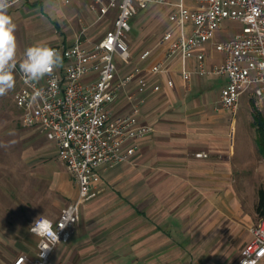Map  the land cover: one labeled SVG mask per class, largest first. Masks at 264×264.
Wrapping results in <instances>:
<instances>
[{
	"label": "crops",
	"instance_id": "crops-1",
	"mask_svg": "<svg viewBox=\"0 0 264 264\" xmlns=\"http://www.w3.org/2000/svg\"><path fill=\"white\" fill-rule=\"evenodd\" d=\"M42 1L21 0L8 14L13 19L17 13L27 25L44 29L50 36L40 43L48 46L70 44L80 28L95 18L90 11L91 0H58L64 6L72 5L73 11L68 12L63 32H48L39 19L16 10L23 3L41 8ZM154 7L164 9V31L169 26V8L152 5L132 20L137 21ZM102 28L94 34L101 33ZM161 34L144 67L163 60L167 45H160ZM201 50L208 66L223 61L224 55L215 51L212 43H206ZM23 56L16 62H21ZM133 63L130 58L127 64H118L119 73L137 64L138 57ZM195 63L194 56H175L164 61L161 74L148 76L149 82L157 81L161 89L146 93L138 116L142 123L153 127V132L139 142L129 160L100 169V191L81 205L69 240L53 248L49 264H220L229 258L228 251L235 244L243 243L242 249L250 240L248 228L256 216L259 188L241 176V153L233 143L234 118L219 105L227 78L199 75L194 72ZM186 70L192 71L187 83L182 79ZM167 80L172 81L171 87H167ZM18 87L16 76L14 93ZM134 90L132 84L121 93L112 105L116 113L130 110L126 95ZM17 118L19 121L18 114ZM46 148L44 145L40 150L44 152ZM199 152L206 156L197 157ZM58 166L48 164L54 186L60 190L63 203L65 199L71 202L77 196V187H70L74 177ZM246 194L251 197L247 206L243 205ZM69 202L49 219L54 221ZM258 264H264V258Z\"/></svg>",
	"mask_w": 264,
	"mask_h": 264
},
{
	"label": "built area",
	"instance_id": "built-area-1",
	"mask_svg": "<svg viewBox=\"0 0 264 264\" xmlns=\"http://www.w3.org/2000/svg\"><path fill=\"white\" fill-rule=\"evenodd\" d=\"M152 5L171 10L169 26L159 42L167 45L163 60L144 67L142 64L154 53L153 48H146L139 53L138 63L120 74L118 61L127 64L131 58L127 41L131 19ZM90 11L94 20L84 24L70 44L50 46L62 56V64L51 76L26 83L19 64L15 70L19 87L13 101L20 125L37 129L54 146L57 158L74 177L77 196L54 221L38 217L50 222L58 240L53 242L46 233L31 232L36 218L29 228L37 237L35 258L19 254L10 264H49L53 248L69 240L81 205L100 191V169L129 160L139 142L153 132L151 125L139 120V109L147 92L160 91V84L149 82L148 76L161 74L167 59L194 56L195 73L226 76L219 105L232 115L243 94L264 101V0H91ZM225 20L238 21L243 27L217 42L216 33ZM99 25L104 28L94 34ZM206 43H212L215 51L224 55L221 63L207 65L201 50ZM191 72H182L186 83ZM132 84L135 90L126 95L130 110L116 113L112 105ZM166 85L171 87L173 83L167 80ZM196 156L206 154L199 152ZM250 234L238 259L229 264H258L264 258V216L251 227Z\"/></svg>",
	"mask_w": 264,
	"mask_h": 264
},
{
	"label": "rangeland",
	"instance_id": "rangeland-1",
	"mask_svg": "<svg viewBox=\"0 0 264 264\" xmlns=\"http://www.w3.org/2000/svg\"><path fill=\"white\" fill-rule=\"evenodd\" d=\"M16 7L23 15L39 19L42 25L46 24L45 29L48 32L56 34L64 31L68 25V12L73 11L72 5L64 6L58 0L41 2L40 7L50 15L43 13L41 8L28 7L25 3ZM9 11L11 12L12 8ZM142 11L138 14H142ZM138 14L135 16L138 17ZM163 16L164 9L154 7L137 21L131 19V31L127 41L132 63H135L143 49L153 47L154 41L165 27ZM13 21L16 24L17 59H21L27 47L39 44L46 36H50L44 29L27 25L23 19H19L17 13L13 15ZM242 27L238 21L225 20L216 33L215 41L227 40L231 35L240 32ZM118 63L124 64L122 61ZM14 75L16 81V71ZM14 90L15 86L6 95L0 96V264H9L20 253H25L28 259H34L37 239L30 233L31 223L40 216L55 218L60 207L69 202L65 199L63 203L60 199L61 192L54 186L48 164L51 162L59 165L61 171L68 170L58 160L54 146L46 144L45 138L37 129L20 125L18 111L13 102ZM213 105L214 103H211L210 108H213ZM255 111L264 119V101L252 100L243 94L239 99L236 114L229 113L230 117L234 118V147L241 153V176L249 179L251 185L256 188L264 189V156L260 154L256 144V127L253 121ZM44 145L47 148L43 152L40 149ZM71 185V188L77 187L75 183L71 182ZM250 203L251 197L246 194L243 205ZM258 219L257 215L252 219L249 233ZM242 244H235L234 248L228 251L229 258H224L225 261H220V264H228L234 260L239 255Z\"/></svg>",
	"mask_w": 264,
	"mask_h": 264
},
{
	"label": "clouds",
	"instance_id": "clouds-1",
	"mask_svg": "<svg viewBox=\"0 0 264 264\" xmlns=\"http://www.w3.org/2000/svg\"><path fill=\"white\" fill-rule=\"evenodd\" d=\"M17 2L18 0H0V96L6 95L15 86L14 72L17 67L18 45L15 35L16 24L8 12ZM61 64L62 56L56 49L39 43L25 49L19 70L26 83H38L44 77L51 76ZM40 94L37 92L38 96ZM64 226L65 224H62L61 228ZM31 232L35 235L46 233L53 242L58 240L56 232L51 231L50 222L46 219L37 218ZM243 264L247 262L244 261Z\"/></svg>",
	"mask_w": 264,
	"mask_h": 264
},
{
	"label": "trees",
	"instance_id": "trees-1",
	"mask_svg": "<svg viewBox=\"0 0 264 264\" xmlns=\"http://www.w3.org/2000/svg\"><path fill=\"white\" fill-rule=\"evenodd\" d=\"M253 121L256 127V144L260 154L264 156V119L259 112L253 114ZM258 200L255 204V213L261 218L264 216V189L259 188L257 192Z\"/></svg>",
	"mask_w": 264,
	"mask_h": 264
}]
</instances>
